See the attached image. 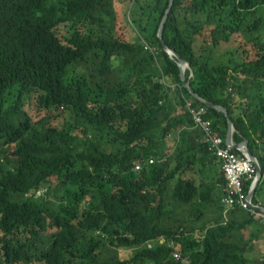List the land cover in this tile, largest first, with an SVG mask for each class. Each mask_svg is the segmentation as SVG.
Masks as SVG:
<instances>
[{
    "label": "trees",
    "instance_id": "1",
    "mask_svg": "<svg viewBox=\"0 0 264 264\" xmlns=\"http://www.w3.org/2000/svg\"><path fill=\"white\" fill-rule=\"evenodd\" d=\"M169 4L0 0V264H184L173 242L188 264H252L244 232L260 222L225 218L223 169L197 180L223 162L158 37ZM163 36L264 172V0H175ZM206 118L226 139V116Z\"/></svg>",
    "mask_w": 264,
    "mask_h": 264
},
{
    "label": "built area",
    "instance_id": "2",
    "mask_svg": "<svg viewBox=\"0 0 264 264\" xmlns=\"http://www.w3.org/2000/svg\"><path fill=\"white\" fill-rule=\"evenodd\" d=\"M144 48L155 55L158 53L155 47L150 46L146 42H144ZM186 109L191 115L195 126L198 127L203 133V140L207 145L208 151L211 154L217 156V158L223 162L222 169L226 174V179L228 182L227 194H225L222 199L223 205L228 210L239 207L250 212L252 217L261 223L262 235L264 237V211L253 208V204L255 203L254 201L251 202L249 200L250 192L247 194L245 190L246 181L252 180L255 182L257 179V167L255 163L252 162L246 153L240 151L242 154H237L226 145L225 139L213 130L212 121L206 118V107H200L198 109L194 108L192 103L186 100ZM148 164H154V160L150 159ZM142 168L143 165L141 164H137L135 166L136 172L141 171ZM41 193L42 191L38 192V195ZM159 244L165 245L167 244V240L163 238L159 241ZM145 246L149 249H152L154 247V243L149 242ZM170 247L174 249L172 253V259L174 261L188 264L186 260L183 261L181 248L177 247L175 242L170 244ZM262 262L264 264V254Z\"/></svg>",
    "mask_w": 264,
    "mask_h": 264
},
{
    "label": "water",
    "instance_id": "3",
    "mask_svg": "<svg viewBox=\"0 0 264 264\" xmlns=\"http://www.w3.org/2000/svg\"><path fill=\"white\" fill-rule=\"evenodd\" d=\"M174 2H175V0H170V4L168 5V8L166 9V12L163 16V19H162L160 26H159V29H158V37L162 43L163 49L168 53V55L170 56L171 59H173V60H175V62H177L178 67L180 69V78H181L182 85L189 92V94L195 100L199 101L202 105H205L208 109L215 110L218 113H222L226 116L227 123H228V131H227L226 142H225L226 145L233 151L237 150V151H242V152L246 153L248 155V157L252 160V162L255 163V165L257 167V179L253 183L252 188L250 190V194H249V200L251 202H253L254 198L256 196V193H257V189L259 188V186L262 182V179L264 177V172H263V169L261 168V165H260L258 158L253 154V152L250 148V143L248 141H244L241 143H235L234 142L233 134L235 132V128H234V123L228 114V111L222 106L215 105L213 103H210V102L203 100L198 94H196V92L194 91L190 81L186 80V72L187 71L191 72L189 64L178 54V52H176L174 49H171L168 46V44L164 41L163 34H164L165 24H166V21L168 20L169 13H170V10H171ZM253 208L260 210V211H264V206H262V205L253 204Z\"/></svg>",
    "mask_w": 264,
    "mask_h": 264
},
{
    "label": "crops",
    "instance_id": "4",
    "mask_svg": "<svg viewBox=\"0 0 264 264\" xmlns=\"http://www.w3.org/2000/svg\"><path fill=\"white\" fill-rule=\"evenodd\" d=\"M180 114L181 111H180ZM198 128V127H197ZM199 129V128H198ZM199 131L201 132V130L199 129ZM202 133V132H201ZM203 136V134H202ZM204 141V140H203ZM226 141V139H225ZM213 155V154H212ZM200 170L201 172H199L197 174V180H206L207 182L209 181H216V179L218 178L220 172L222 171V165L217 163L216 166L215 165H207L206 167H204L203 165H200ZM234 209L232 210H228L226 209L224 215L225 218H228L229 213H231ZM255 235V238L252 237V235ZM244 235L246 237V241H251L252 238H254V240H252V244L249 243V250L247 252L248 258L251 260L252 264H262V258H263V254H264V237L262 235L261 232V225L260 223H255L253 224V227L249 229H247L244 232ZM258 236V239H256V237Z\"/></svg>",
    "mask_w": 264,
    "mask_h": 264
},
{
    "label": "rangeland",
    "instance_id": "5",
    "mask_svg": "<svg viewBox=\"0 0 264 264\" xmlns=\"http://www.w3.org/2000/svg\"><path fill=\"white\" fill-rule=\"evenodd\" d=\"M217 60H220V59H217ZM12 100V99H11ZM39 196V195H38ZM112 251H114V252H117L118 250H114V249H112Z\"/></svg>",
    "mask_w": 264,
    "mask_h": 264
},
{
    "label": "bare ground",
    "instance_id": "6",
    "mask_svg": "<svg viewBox=\"0 0 264 264\" xmlns=\"http://www.w3.org/2000/svg\"><path fill=\"white\" fill-rule=\"evenodd\" d=\"M235 152L237 151V150H234ZM240 152V151H239ZM241 153V152H240Z\"/></svg>",
    "mask_w": 264,
    "mask_h": 264
}]
</instances>
